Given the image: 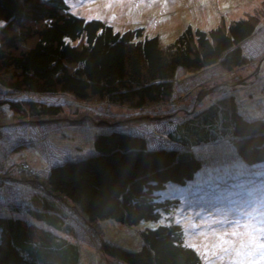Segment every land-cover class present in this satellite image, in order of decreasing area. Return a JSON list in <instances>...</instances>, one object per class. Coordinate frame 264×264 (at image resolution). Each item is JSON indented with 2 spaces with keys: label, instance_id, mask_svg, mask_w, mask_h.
Listing matches in <instances>:
<instances>
[{
  "label": "trees",
  "instance_id": "16d2710c",
  "mask_svg": "<svg viewBox=\"0 0 264 264\" xmlns=\"http://www.w3.org/2000/svg\"><path fill=\"white\" fill-rule=\"evenodd\" d=\"M258 14H264V0L253 15L225 25L222 15L210 29L187 25L164 43L142 25L119 31L105 20L81 16L69 0H0L3 91L52 101L0 99V137L2 119L13 112L20 123L57 129L45 137L44 142L50 138L47 149L59 147L54 138L86 140L84 148L78 145L54 165L47 161L45 176L35 175L37 184L27 181L34 193L0 202V264H79L83 248L75 231L77 219L88 227L106 219L128 226L158 222L179 202L176 197L163 199L167 185L192 180L203 165L200 157L213 159L209 144L223 137L246 163L264 162V120L247 119L238 110L237 100L246 91L239 97L223 94L200 110L182 113L184 122L156 142L134 131L129 118L78 117V111L66 118L65 105L55 101L58 95L71 96L83 104L107 101L134 110L162 104L176 96L180 70L194 75L222 66L232 71L249 60L242 42L255 32ZM246 81L239 85L243 91ZM28 144L21 141L17 151ZM225 147L216 152L217 159L225 156ZM202 150L207 151L204 156ZM141 237L137 250L99 236L97 242L104 254L125 264H204L198 251L184 243L178 223L146 227Z\"/></svg>",
  "mask_w": 264,
  "mask_h": 264
},
{
  "label": "rangeland",
  "instance_id": "374dc122",
  "mask_svg": "<svg viewBox=\"0 0 264 264\" xmlns=\"http://www.w3.org/2000/svg\"><path fill=\"white\" fill-rule=\"evenodd\" d=\"M69 2L72 3L74 12L81 16L105 20L119 31L142 25L147 34H158L164 43H168L187 25L210 29L218 25L222 15L227 20H222L224 25L231 19L253 15L261 8L263 0H69ZM85 9H91L93 12L87 13ZM257 16L261 18L254 20L257 26L255 32L242 42L244 52L251 57L249 60L232 71L222 66L216 67L213 71L204 69L194 75L180 70L177 75L179 88L176 87V96L162 104L134 110L107 101L83 104L71 96L58 95L55 101L65 105L66 118L68 115H74L72 114L74 111L80 113L78 117L88 113L95 118L108 121L129 118L132 127L136 128L134 131L149 135L154 142L156 139L166 140L169 130L184 122V113L200 110L221 95L230 92L239 97V92L243 94L246 91V97H239L237 100L238 110L243 117L264 120V99H251L250 96L253 94L264 97V14ZM1 44L0 38V46ZM236 77H240L238 81H228ZM247 78L249 80L246 81ZM244 81L247 83L244 86L246 90L243 91L239 85ZM3 89L0 85V99L16 100L25 97L52 102L50 97L30 94L24 96ZM8 113L2 119L4 134L0 137L2 203L9 202L12 197L22 198L34 193L33 187L27 184L29 181L37 184L36 174L39 176L38 179L45 176L44 172L48 170L47 161L52 166L57 160L68 157L70 151H77L78 145L84 148L86 143L84 137L66 140L59 137L54 138L57 140L54 141L55 144L59 147L51 145L47 149L50 144L46 141L50 138L44 142L45 137L53 136L56 128L28 126L29 124L15 120L13 112ZM21 141L30 144L27 148L17 151ZM224 146L225 156L217 159L216 152ZM207 151L213 159L206 162L200 157L203 165L195 173L193 180L184 186L173 183L167 185L161 195L163 199L176 197L179 202L173 207L170 215L163 214L158 222L143 221L139 225L128 226L106 219L105 223L97 224V227H88L77 219L75 231L80 234L79 242L83 248L79 264H125L104 254L97 242L99 238L137 250L142 245L143 229L173 222L182 226L184 243L198 251L204 264H264V162L246 163L227 137L210 143ZM207 151L202 150L199 154L204 156ZM23 169L33 170L34 174L29 175Z\"/></svg>",
  "mask_w": 264,
  "mask_h": 264
},
{
  "label": "bare ground",
  "instance_id": "6f19581e",
  "mask_svg": "<svg viewBox=\"0 0 264 264\" xmlns=\"http://www.w3.org/2000/svg\"><path fill=\"white\" fill-rule=\"evenodd\" d=\"M97 8H98V6H97ZM85 11L88 13H92L93 12V10H91V9H85ZM246 168V167H245ZM189 182V181H188Z\"/></svg>",
  "mask_w": 264,
  "mask_h": 264
},
{
  "label": "snow or ice",
  "instance_id": "6c2138e0",
  "mask_svg": "<svg viewBox=\"0 0 264 264\" xmlns=\"http://www.w3.org/2000/svg\"><path fill=\"white\" fill-rule=\"evenodd\" d=\"M66 42H68L67 40H66ZM225 235H228L227 233H225Z\"/></svg>",
  "mask_w": 264,
  "mask_h": 264
},
{
  "label": "clouds",
  "instance_id": "9594fccd",
  "mask_svg": "<svg viewBox=\"0 0 264 264\" xmlns=\"http://www.w3.org/2000/svg\"><path fill=\"white\" fill-rule=\"evenodd\" d=\"M194 177H195V176H194ZM193 179H194V178H193ZM193 179H192V180H193ZM190 181H191V180H190ZM187 183H188V182H187ZM187 183H186V184H187Z\"/></svg>",
  "mask_w": 264,
  "mask_h": 264
}]
</instances>
